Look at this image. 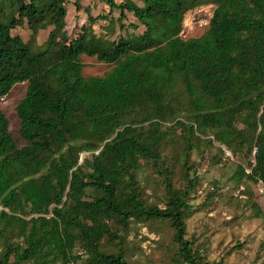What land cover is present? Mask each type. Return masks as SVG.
Segmentation results:
<instances>
[{
	"label": "trees",
	"instance_id": "1",
	"mask_svg": "<svg viewBox=\"0 0 264 264\" xmlns=\"http://www.w3.org/2000/svg\"><path fill=\"white\" fill-rule=\"evenodd\" d=\"M82 1L0 0V99L27 83L16 132L0 108V264H132L138 225L170 234L173 262L222 264L188 220L229 182L264 222V0H95L98 27L69 34ZM84 55L110 69L86 75ZM228 150L233 173L205 185Z\"/></svg>",
	"mask_w": 264,
	"mask_h": 264
},
{
	"label": "rangeland",
	"instance_id": "2",
	"mask_svg": "<svg viewBox=\"0 0 264 264\" xmlns=\"http://www.w3.org/2000/svg\"><path fill=\"white\" fill-rule=\"evenodd\" d=\"M116 1L125 2L126 0ZM210 5H203L205 6L203 11H198V8L187 17L184 29L185 37L199 36L204 32L205 28L200 25V19L205 16V13L214 9V7H209ZM108 10L109 6L98 4L95 0H83L79 11L71 5L68 18L69 30L73 35H76L84 25H88L90 23L88 13L97 17L93 26L98 27ZM132 18L133 15L128 13L127 19L124 20L125 25H128ZM117 31L120 30L117 29ZM128 32L132 33L133 30L129 28ZM29 33L27 30H23L24 39H28ZM47 37L48 31L41 32L38 38L39 45H42ZM83 61L86 65L84 68L86 75H103L110 69V65L98 61L95 57L84 55ZM26 89L27 83L16 84L7 96L6 102L0 103V108L10 121V129L14 132L18 126L16 106L25 96ZM228 151L230 160L227 167L223 169L211 168L210 170L203 167L201 169L205 176V185L209 186L208 181L213 178H226L233 173L235 158L232 152ZM260 186H255V190L258 192V200L264 208V195ZM231 187L232 183L228 182L223 187L225 192L223 198L204 211L197 212L188 220V234H195L201 240L209 241L211 260H221L222 264H264V222L261 218L252 216L253 212L249 207L237 206V200L244 198L238 195V191L231 190ZM130 237L133 239L132 248L126 257L132 264H180L171 259L170 251L173 244L170 234L162 237L158 230L138 225ZM239 243L242 245L237 246Z\"/></svg>",
	"mask_w": 264,
	"mask_h": 264
},
{
	"label": "built area",
	"instance_id": "3",
	"mask_svg": "<svg viewBox=\"0 0 264 264\" xmlns=\"http://www.w3.org/2000/svg\"><path fill=\"white\" fill-rule=\"evenodd\" d=\"M203 7H205V6H201L198 9V11H200V12L203 11L204 10ZM209 7H213V5H210ZM212 15H213V10L212 11H208L207 13H205V16L201 17V19H200V25L203 26V27L206 26L210 22V19H211ZM183 36L185 37V31H183ZM6 100H7L6 96L1 97L0 103H4V102H6ZM228 154H230V153L228 152Z\"/></svg>",
	"mask_w": 264,
	"mask_h": 264
},
{
	"label": "crops",
	"instance_id": "4",
	"mask_svg": "<svg viewBox=\"0 0 264 264\" xmlns=\"http://www.w3.org/2000/svg\"><path fill=\"white\" fill-rule=\"evenodd\" d=\"M68 18H69V15L67 16V18H66V22H67V26H66V29H67V31H68V33L70 34L71 33V31L69 30V21H68ZM51 27V26H50ZM47 30H40L39 31V36H40V34H41V32H46Z\"/></svg>",
	"mask_w": 264,
	"mask_h": 264
}]
</instances>
